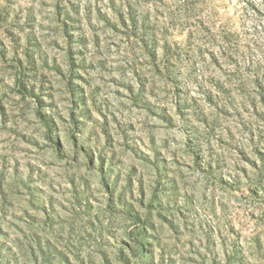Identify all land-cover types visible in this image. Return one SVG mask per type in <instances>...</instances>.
<instances>
[{
  "label": "rangeland",
  "instance_id": "374dc122",
  "mask_svg": "<svg viewBox=\"0 0 264 264\" xmlns=\"http://www.w3.org/2000/svg\"><path fill=\"white\" fill-rule=\"evenodd\" d=\"M0 264H264V0H0Z\"/></svg>",
  "mask_w": 264,
  "mask_h": 264
}]
</instances>
